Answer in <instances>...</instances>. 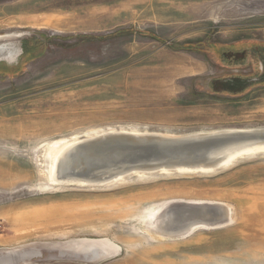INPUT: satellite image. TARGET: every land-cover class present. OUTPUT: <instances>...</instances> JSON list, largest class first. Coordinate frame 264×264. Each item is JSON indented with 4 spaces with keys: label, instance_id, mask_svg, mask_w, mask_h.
I'll return each instance as SVG.
<instances>
[{
    "label": "rangeland",
    "instance_id": "374dc122",
    "mask_svg": "<svg viewBox=\"0 0 264 264\" xmlns=\"http://www.w3.org/2000/svg\"><path fill=\"white\" fill-rule=\"evenodd\" d=\"M0 35H19L23 52L28 42L0 62V253L264 264V147L195 169L118 165L96 181L54 159L107 132L264 128V83L236 95L212 86L262 73L264 0H0ZM182 208L198 213L193 224L176 222ZM168 225L174 234H160Z\"/></svg>",
    "mask_w": 264,
    "mask_h": 264
},
{
    "label": "water",
    "instance_id": "95a60500",
    "mask_svg": "<svg viewBox=\"0 0 264 264\" xmlns=\"http://www.w3.org/2000/svg\"><path fill=\"white\" fill-rule=\"evenodd\" d=\"M13 42L19 47V54L23 53L21 47L13 39ZM5 40L0 41V46H4ZM1 49V48H0ZM5 50V49H3ZM15 59V60H16ZM261 65L264 63V55L259 56ZM11 61L6 58H0V62ZM14 61V60H12ZM257 77H225L213 81L214 91L238 92L254 82L264 81V66ZM230 134V133H221ZM255 142L260 145L264 142V133ZM233 138L229 135H211V136H188L183 138L169 137L162 134H138L128 131H115L97 135V137L82 141L75 149L94 148L95 155L85 160L80 159V165H85L90 171L89 176H84L85 180H99L103 178L105 171L118 165H129L133 162H156L166 168L195 169L209 165L211 161L219 157H225L231 149L223 144L225 139ZM218 144L220 146H218ZM231 148V147H230ZM75 154L74 151L69 155ZM85 161V163H81ZM79 165V166H80ZM76 170V169H75ZM71 177L79 176L70 171ZM98 173V174H97ZM100 174V175H99ZM66 177L60 175L59 178ZM182 211V210H181ZM211 220L207 221L209 223ZM42 252L37 249H24L18 252L0 253V264H20L41 256Z\"/></svg>",
    "mask_w": 264,
    "mask_h": 264
},
{
    "label": "bare ground",
    "instance_id": "6f19581e",
    "mask_svg": "<svg viewBox=\"0 0 264 264\" xmlns=\"http://www.w3.org/2000/svg\"><path fill=\"white\" fill-rule=\"evenodd\" d=\"M16 37H19V35H15V36H3V35H0V41L1 40H5V43L4 46H0V58H6L8 60H15L17 55L19 54V47L15 44V42H13V38H16ZM5 49V50H3ZM121 130V129H120ZM114 131V130H113ZM129 131V130H128ZM102 132V131H101ZM221 133H230V134H221ZM260 133H264V128H256V129H222V130H213V131H207V132H196V133H191V134H186V135H179V136H170V135H166V136H169V137H177V138H183V137H188V136H211V135H216V136H219V135H229L233 138H229V139H225L226 142L223 144L224 146H226V148L228 147L229 149H231V151L229 152H220V153H230L229 155L231 156H234V155H238V154H243L245 152H248V151H253V150H259L260 148H263L264 147V144H260V145H257V143L255 142L257 139H259L260 137H257ZM150 134H153V133H150ZM155 134H159V133H155ZM93 136V135H92ZM77 140V139H76ZM72 146V143H67L66 145H64L61 149H55V156H54V159L55 160H60L59 161V171L61 170H64L65 168H68L70 166H76L78 163H80V159L81 160H85L90 158V157H93L95 155L94 153V148L92 146H89L88 148H79V149H76L75 148H72L71 151H68L70 150V147ZM218 146H220L218 144ZM231 147V148H230ZM54 149V148H53ZM75 154H71L69 155V153L73 152ZM69 152V153H68ZM228 155V156H229ZM230 158V157H229ZM54 160V161H55ZM85 162V161H83ZM56 163V162H55ZM217 164V163H216ZM54 165V164H53ZM80 165V164H78ZM132 165V164H131ZM139 166V165H138ZM212 167V166H211ZM55 168V167H54ZM53 168V169H54ZM207 168V167H206ZM52 171V170H51ZM126 172V171H125ZM56 177V176H55ZM167 207V206H166ZM172 209V208H171ZM182 211H180L178 213V217H177V220L176 222H178V224H181L183 225V221L185 222H192L191 224H193V222L195 221H192L190 219H192L193 217L195 216H191V214H198L196 212H192L188 217L187 216H182L181 214L183 212L186 213V210L185 208L181 209ZM175 212V210H173ZM171 212V211H170ZM200 212V211H199ZM209 213V212H208ZM202 214V212H201ZM200 214V217L202 216ZM165 215V214H164ZM172 215V214H171ZM174 215V214H173ZM187 215V214H186ZM169 216V215H168ZM180 216L182 218H180ZM198 216V215H197ZM159 217V216H158ZM165 217V216H163ZM171 217V216H170ZM166 218V217H165ZM176 218V217H175ZM198 218V217H197ZM162 221L164 220L163 218H161ZM169 220V218H168ZM175 220V219H174ZM161 222V221H160ZM167 222V220H166ZM198 222V221H197ZM162 224V223H161ZM180 224V227L182 226ZM187 224V223H186ZM164 225V224H163ZM173 225V224H172ZM190 225V224H188ZM179 226V225H178ZM158 227V226H157ZM156 227V228H157ZM163 227V228H162ZM184 227V226H183ZM169 228V225L168 227L167 226H161V233L164 232V234H167V233H170L174 230H172L171 228ZM185 228V227H184ZM178 229L175 228V230ZM163 231V232H162ZM179 231V230H178ZM177 231V232H178ZM156 232V231H154ZM174 234V233H173ZM164 236V235H163Z\"/></svg>",
    "mask_w": 264,
    "mask_h": 264
},
{
    "label": "trees",
    "instance_id": "16d2710c",
    "mask_svg": "<svg viewBox=\"0 0 264 264\" xmlns=\"http://www.w3.org/2000/svg\"><path fill=\"white\" fill-rule=\"evenodd\" d=\"M28 43V42H27ZM27 43H26V46H24V52H23V54L25 53V51H26V49H27ZM244 51H241V52H232V51H225V53L227 54V53H232V54H234V55H243L242 57H241V60L242 59H244V56H245V54L243 53ZM235 77H244V76H235ZM220 79V78H219ZM256 83H264V81H261V82H256ZM213 86V85H212ZM250 86H248V87H245L243 90H241V91H238V92H229V91H220V92H217V91H213V92H217V93H227V94H231V95H236V94H241L242 92H244V91H246L248 88H249Z\"/></svg>",
    "mask_w": 264,
    "mask_h": 264
}]
</instances>
